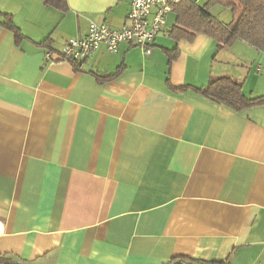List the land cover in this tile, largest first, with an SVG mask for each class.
Masks as SVG:
<instances>
[{
    "label": "crops",
    "instance_id": "obj_1",
    "mask_svg": "<svg viewBox=\"0 0 264 264\" xmlns=\"http://www.w3.org/2000/svg\"><path fill=\"white\" fill-rule=\"evenodd\" d=\"M66 1L64 12L0 0V258L264 264V105L237 113L178 90L231 77L263 97L264 52L244 41L218 52L205 35L176 42L173 12L149 55L122 45L48 63L91 22L125 27L131 6Z\"/></svg>",
    "mask_w": 264,
    "mask_h": 264
},
{
    "label": "trees",
    "instance_id": "obj_2",
    "mask_svg": "<svg viewBox=\"0 0 264 264\" xmlns=\"http://www.w3.org/2000/svg\"><path fill=\"white\" fill-rule=\"evenodd\" d=\"M218 3L231 9V23L225 24L211 13V7ZM45 4L64 12L68 8L66 0H45ZM174 13L176 22L169 31V36L176 42H194L199 35H205L216 42L218 52L236 41H244L256 50L264 52V0H210L204 6L193 0H183L175 7ZM3 26L15 34L17 44L24 40L12 17L4 15ZM189 89L237 113L264 105V96L247 98L243 93V84L231 77L213 78L207 87L201 89L178 88L179 91ZM3 260L6 261L3 264H26L9 262L8 258H0V263ZM187 261L185 258H175L170 264H185Z\"/></svg>",
    "mask_w": 264,
    "mask_h": 264
},
{
    "label": "built area",
    "instance_id": "obj_3",
    "mask_svg": "<svg viewBox=\"0 0 264 264\" xmlns=\"http://www.w3.org/2000/svg\"><path fill=\"white\" fill-rule=\"evenodd\" d=\"M182 1L131 0L125 27L114 29L105 23L91 22L86 36L70 39L61 51H47L45 59L48 63L80 65L100 49L117 54L122 45L140 48L149 55L156 38L166 28L169 15Z\"/></svg>",
    "mask_w": 264,
    "mask_h": 264
},
{
    "label": "rangeland",
    "instance_id": "obj_4",
    "mask_svg": "<svg viewBox=\"0 0 264 264\" xmlns=\"http://www.w3.org/2000/svg\"><path fill=\"white\" fill-rule=\"evenodd\" d=\"M199 1V0H198ZM210 0H200L201 6L207 4ZM211 13L215 16L218 20L223 21L225 23H231L233 20V14L231 9L225 7L223 4H215L211 7Z\"/></svg>",
    "mask_w": 264,
    "mask_h": 264
},
{
    "label": "water",
    "instance_id": "obj_5",
    "mask_svg": "<svg viewBox=\"0 0 264 264\" xmlns=\"http://www.w3.org/2000/svg\"><path fill=\"white\" fill-rule=\"evenodd\" d=\"M174 264V263H173Z\"/></svg>",
    "mask_w": 264,
    "mask_h": 264
}]
</instances>
